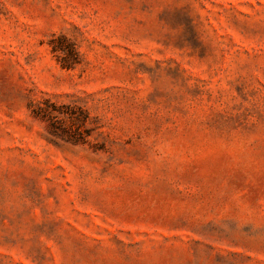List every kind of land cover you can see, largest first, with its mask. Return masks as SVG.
I'll return each instance as SVG.
<instances>
[{
  "label": "rangeland",
  "instance_id": "obj_1",
  "mask_svg": "<svg viewBox=\"0 0 264 264\" xmlns=\"http://www.w3.org/2000/svg\"><path fill=\"white\" fill-rule=\"evenodd\" d=\"M0 264H264V0H0Z\"/></svg>",
  "mask_w": 264,
  "mask_h": 264
},
{
  "label": "trees",
  "instance_id": "obj_2",
  "mask_svg": "<svg viewBox=\"0 0 264 264\" xmlns=\"http://www.w3.org/2000/svg\"><path fill=\"white\" fill-rule=\"evenodd\" d=\"M65 48H63V44L60 42L59 44H52V51L55 52V51H58V50H64ZM68 50L69 52L75 54L76 56V50L75 48L72 46V44H69V47H68ZM62 65L65 66V67H69L71 64L70 62H62Z\"/></svg>",
  "mask_w": 264,
  "mask_h": 264
}]
</instances>
